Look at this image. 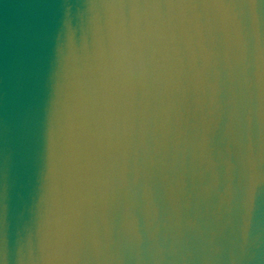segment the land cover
Here are the masks:
<instances>
[{
    "label": "water",
    "instance_id": "obj_1",
    "mask_svg": "<svg viewBox=\"0 0 264 264\" xmlns=\"http://www.w3.org/2000/svg\"><path fill=\"white\" fill-rule=\"evenodd\" d=\"M0 264H264V0H0Z\"/></svg>",
    "mask_w": 264,
    "mask_h": 264
}]
</instances>
